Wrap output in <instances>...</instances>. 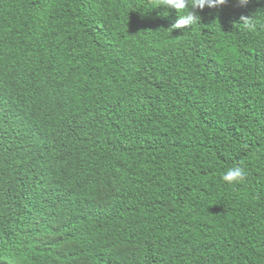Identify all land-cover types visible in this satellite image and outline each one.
<instances>
[{
	"label": "trees",
	"instance_id": "1",
	"mask_svg": "<svg viewBox=\"0 0 264 264\" xmlns=\"http://www.w3.org/2000/svg\"><path fill=\"white\" fill-rule=\"evenodd\" d=\"M194 11L0 0V264H264V0Z\"/></svg>",
	"mask_w": 264,
	"mask_h": 264
},
{
	"label": "clouds",
	"instance_id": "2",
	"mask_svg": "<svg viewBox=\"0 0 264 264\" xmlns=\"http://www.w3.org/2000/svg\"><path fill=\"white\" fill-rule=\"evenodd\" d=\"M226 0H155V6H162L168 9H172L176 12L177 18L175 23L172 25V29H188L193 25L199 23V16L195 14L194 10H203L205 7L209 9L220 8L225 5ZM235 3L239 7H245L249 3V0H235ZM241 24L243 27L251 28V21L249 17H240ZM171 29V30H172ZM88 100L86 101V106L92 103ZM64 120V118H59ZM58 128V127H57ZM48 134L50 137H58L57 131H52ZM246 170L242 164H234L232 167L228 168L221 179L228 185L234 186L242 184L246 180Z\"/></svg>",
	"mask_w": 264,
	"mask_h": 264
}]
</instances>
